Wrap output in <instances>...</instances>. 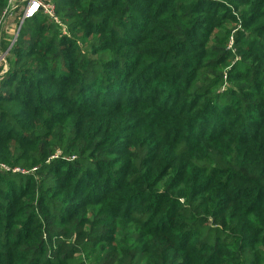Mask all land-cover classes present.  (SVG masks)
Returning <instances> with one entry per match:
<instances>
[{
	"label": "trees",
	"instance_id": "obj_1",
	"mask_svg": "<svg viewBox=\"0 0 264 264\" xmlns=\"http://www.w3.org/2000/svg\"><path fill=\"white\" fill-rule=\"evenodd\" d=\"M51 1L0 80V264H264V0Z\"/></svg>",
	"mask_w": 264,
	"mask_h": 264
},
{
	"label": "built area",
	"instance_id": "obj_2",
	"mask_svg": "<svg viewBox=\"0 0 264 264\" xmlns=\"http://www.w3.org/2000/svg\"><path fill=\"white\" fill-rule=\"evenodd\" d=\"M33 4L37 5V7H32L31 5ZM19 9H21L22 11L20 25L18 26L12 41L9 42L10 46L6 49V52L3 53V51L1 50V46L4 48V40L2 33L4 25L9 20V18ZM39 12H44L49 17H51L57 24L61 25L60 21L55 16V5L52 3L51 0H8L7 7L3 13V21L0 24V63L4 62L5 54L12 49L14 43L18 38L19 32L24 21L33 18Z\"/></svg>",
	"mask_w": 264,
	"mask_h": 264
},
{
	"label": "rangeland",
	"instance_id": "obj_3",
	"mask_svg": "<svg viewBox=\"0 0 264 264\" xmlns=\"http://www.w3.org/2000/svg\"><path fill=\"white\" fill-rule=\"evenodd\" d=\"M21 18H22V11H21V9H19L5 23L3 31H2L4 42L8 43V42L12 41V39L16 33V30H17L18 26L20 25ZM1 50L3 51V53L6 52V49H4L2 46H1ZM4 57H5L4 62L0 63V80L6 74V72L9 69L10 51L8 53H6Z\"/></svg>",
	"mask_w": 264,
	"mask_h": 264
},
{
	"label": "snow or ice",
	"instance_id": "obj_4",
	"mask_svg": "<svg viewBox=\"0 0 264 264\" xmlns=\"http://www.w3.org/2000/svg\"><path fill=\"white\" fill-rule=\"evenodd\" d=\"M32 7H37V5H35V4H33V5H31Z\"/></svg>",
	"mask_w": 264,
	"mask_h": 264
}]
</instances>
